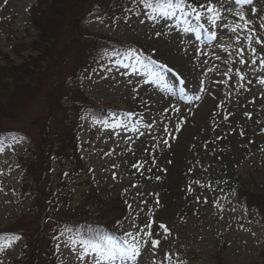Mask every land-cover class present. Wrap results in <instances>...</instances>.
Returning a JSON list of instances; mask_svg holds the SVG:
<instances>
[{"label":"rangeland","instance_id":"374dc122","mask_svg":"<svg viewBox=\"0 0 264 264\" xmlns=\"http://www.w3.org/2000/svg\"><path fill=\"white\" fill-rule=\"evenodd\" d=\"M37 2L0 0V229H21L0 264H26L40 233L44 264H264V221L235 192L264 196V0ZM56 13L40 42L32 20ZM70 221L110 224L108 247L139 255L107 259Z\"/></svg>","mask_w":264,"mask_h":264},{"label":"trees","instance_id":"16d2710c","mask_svg":"<svg viewBox=\"0 0 264 264\" xmlns=\"http://www.w3.org/2000/svg\"><path fill=\"white\" fill-rule=\"evenodd\" d=\"M57 2L58 0H45L44 5L47 4V2ZM158 3L159 2H167V0H156ZM174 1V0H172ZM108 0H105V3H107ZM39 3V0L37 2V4ZM84 6V5H83ZM81 5V9L80 11H83L84 7ZM83 7V8H82ZM57 12V10H56ZM57 16V17H56ZM58 14L56 13L53 17L48 18V16L43 15L42 18H39V23L38 21V17L35 16L34 20H32L36 27L39 30V35H38V40L40 42H48V40H51V38L53 37V32L55 30V23L52 24V20L53 18L57 19L58 18ZM70 38L72 40H74V35L71 34ZM103 42L102 44H98L99 45H103L104 48H108V49H113L115 51L120 50L121 52L126 51V49H128V45L127 44H119V42L117 43L116 41H114L113 43H109L105 41V39L103 38ZM92 47L90 50L93 52H95V54L97 53V49L98 47ZM125 46V47H124ZM125 48V49H124ZM89 49V48H88ZM86 56L87 54L84 56V59L86 60ZM78 63V67L79 71L83 68V70L85 69V65L87 64V62L83 63L80 59L79 61H77ZM82 66V67H81ZM34 68L36 67L35 65L33 66ZM10 70L15 71V72H21L22 70L28 71V69H25L23 66L19 69L16 68H10ZM82 70V71H83ZM1 73H3V71H1ZM0 73V74H1ZM57 80H55L56 82ZM63 84V82H61ZM56 87H59V85H55ZM63 86V85H62ZM26 88H24L22 90L23 92H26ZM40 92H35V94L37 93H44L45 90L44 88L40 89ZM21 93V94H22ZM46 93V92H45ZM39 95V94H38ZM53 112V109L51 110L49 108L48 113L47 114H51ZM107 113H111L108 110H104L103 113H99L97 110L93 111V114L95 117L97 118H103L105 114ZM106 119V118H103ZM7 130L0 128V137L3 133H5ZM29 167V166H28ZM28 175H30V167L28 169ZM34 175V176H33ZM35 171L34 174L32 173L31 176L34 178L35 176ZM35 184H36V191H34L32 194L34 195V201H33V207L32 209L35 212H41L43 213V215H45V208H44V202L46 203L47 201L51 203V205H55V201L53 200V194L50 193L49 191V187L47 184H42V182L40 183L39 181H37L35 179ZM224 189H226V191H231L232 187L230 185H224ZM235 192H236V198L237 199H243L244 204L248 210V212H251L252 210L256 209L258 211V213L261 215L263 221H264V196L261 195H257L255 193H251L248 190L243 189L242 187H238L235 188ZM123 219V218H122ZM121 219V220H122ZM121 220H118L121 222ZM38 224V223H37ZM45 227L41 228V231L43 232ZM63 228H67L68 229V234L70 236H74L77 238V240H79L80 242L84 243V244H89V243H100V244H104V242L111 238L114 235V227L110 224H99V223H93V222H84V221H77V222H72L70 221L67 225L63 226ZM61 228V229H63ZM20 228H18L17 231H19ZM21 230V229H20ZM16 230L12 229H0V243L2 240V235L5 233H19ZM42 235L43 233L40 234H36L35 238L36 241L32 243V245L30 246V249L26 250V252L24 253V257L26 259V264H44L43 261H41L40 259V253L41 250H46L43 249L42 247ZM34 236V235H33ZM53 239V236L51 237L50 234V242L49 244H51V240ZM47 251V250H46ZM50 245H49V250L48 253H50ZM52 254V253H50Z\"/></svg>","mask_w":264,"mask_h":264},{"label":"snow or ice","instance_id":"6c2138e0","mask_svg":"<svg viewBox=\"0 0 264 264\" xmlns=\"http://www.w3.org/2000/svg\"><path fill=\"white\" fill-rule=\"evenodd\" d=\"M245 3H251L252 0H244ZM185 4V0H176V2L173 4L172 0H167V4H166V8H177V9H181ZM147 7H152L151 3L146 4ZM159 7H161L162 9H164L163 11V15H168V12L165 8V5H160ZM202 8H205L207 12L212 13L214 18H218V13L217 10L215 8L214 5H212L211 3L207 4V5H201ZM192 12L196 13V18L200 19L201 15L200 13L196 12L195 8H192ZM155 18V17H153ZM243 19V17H242ZM161 67L166 68V65H161ZM150 227V225H148ZM161 228H164V230L167 232L168 229L166 228L165 225H161ZM129 236H131V233L128 234ZM148 235L150 236L151 233H148ZM110 243V241H109ZM125 244H127L126 248H119L118 250L115 248V246H113L112 248H109L107 251V259L110 260H114L116 259L118 256L120 258H127L130 260H135L137 258V256L139 255L140 249L136 247L135 244L129 243L128 241L124 242ZM154 246H157L159 244V241H154L153 242ZM95 251L99 252L101 255L105 254V249L101 244H92L90 245ZM170 258V257H169Z\"/></svg>","mask_w":264,"mask_h":264}]
</instances>
